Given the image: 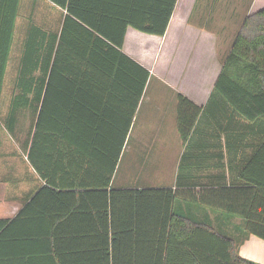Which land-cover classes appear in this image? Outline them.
Instances as JSON below:
<instances>
[{
    "label": "crops",
    "instance_id": "0c3cea01",
    "mask_svg": "<svg viewBox=\"0 0 264 264\" xmlns=\"http://www.w3.org/2000/svg\"><path fill=\"white\" fill-rule=\"evenodd\" d=\"M41 3L45 11L58 13L52 5ZM263 5L264 0H177L163 36L128 26L121 52L149 71L140 100L132 98L130 86L107 77L97 83L83 81L79 86L65 82L66 87H79L80 96L48 97L45 102L33 91L9 130L10 96L6 101L2 95L0 220L7 222L2 228L4 256L0 264H22L27 260L20 252L27 251L42 254L36 264H50L41 256L52 246V232L58 231V213L68 214L80 201L79 192L102 188L106 164L111 163L116 150L119 155L112 186L169 188L178 197L180 211L209 218L218 229L239 239L238 220H227L234 215L228 207L232 200L221 198L220 193L249 183L239 174L255 153L262 160L249 166L251 176L264 182V124L255 128L239 117L213 93V87L246 16ZM21 17L20 8L17 25ZM36 24L59 28V14L51 24ZM23 38L24 34L20 40L15 35L11 49V57L15 48L18 51L15 74ZM179 93L200 107L184 140L178 126ZM43 103L49 106L45 112H41ZM131 115L122 145L123 123ZM75 135L82 137L81 143H74ZM59 200L70 204L64 207ZM17 215L20 219L13 222ZM87 227L85 222L79 229L85 232ZM75 230L78 228L71 221L60 229ZM238 251L240 256L264 264L263 239L249 235Z\"/></svg>",
    "mask_w": 264,
    "mask_h": 264
},
{
    "label": "trees",
    "instance_id": "16d2710c",
    "mask_svg": "<svg viewBox=\"0 0 264 264\" xmlns=\"http://www.w3.org/2000/svg\"><path fill=\"white\" fill-rule=\"evenodd\" d=\"M21 1L0 0V101ZM44 1L57 9L60 27L46 28L36 24L32 16L27 17L10 93L8 129L12 130L18 109L24 107L25 98L33 91L36 96L42 95L45 102L48 97L80 96L79 87H66L65 82L75 86L83 81L97 83L107 77L130 86L132 98L140 100L149 71L121 52L125 29L131 26L163 36L177 0ZM213 93L255 128L264 124V5L246 16ZM48 107L43 103L41 112ZM199 112V106L178 94V126L183 140L193 129ZM131 117L123 123L122 145ZM74 141L81 143L82 137L75 135ZM118 155L116 150L111 165L106 164L102 188L79 192L81 199L69 213H58V231L52 232V246L41 256L48 258L50 264H260L240 256L238 251L249 235L264 240V182L252 177L249 167L261 162L259 153L248 160L239 174L249 183L224 188L220 193L221 198L232 200L228 207L234 215L227 220H238L239 239L218 229L209 218L180 211L178 197L169 188L112 186ZM59 204L65 207L70 202L59 200ZM222 205L225 207L226 203ZM180 206L183 208L182 203ZM17 219L18 215L13 222ZM69 221L78 230L61 232ZM6 222L0 220V258L4 256L1 237ZM85 222L88 230L82 232L79 228ZM39 255L42 254L36 251L20 252V257L27 260L22 264H36Z\"/></svg>",
    "mask_w": 264,
    "mask_h": 264
},
{
    "label": "rangeland",
    "instance_id": "374dc122",
    "mask_svg": "<svg viewBox=\"0 0 264 264\" xmlns=\"http://www.w3.org/2000/svg\"><path fill=\"white\" fill-rule=\"evenodd\" d=\"M44 2L42 0H23L21 4L22 9V17L19 19L18 28L16 31V39L20 40L24 33V28L26 24L27 17L30 15L34 19L36 23H44L45 25L51 24V22H54L56 20V17L58 16V13H56L53 10H47L45 11L44 7H42V3ZM42 18V19H41ZM54 20V21H53ZM18 51L17 48L13 50V56L11 57L9 69L6 74V81L4 84V90H3V99L8 101V98L10 96L11 90H12V79L15 74V67L14 64L16 62V55ZM160 95L162 96V89L157 90ZM151 92V91H150ZM149 95H151L149 93ZM6 103L3 105L4 111L6 110ZM158 164V160L156 162Z\"/></svg>",
    "mask_w": 264,
    "mask_h": 264
}]
</instances>
